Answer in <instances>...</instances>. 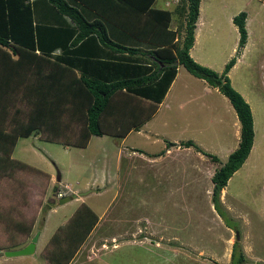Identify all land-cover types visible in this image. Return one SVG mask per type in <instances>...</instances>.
<instances>
[{
  "label": "rangeland",
  "instance_id": "rangeland-1",
  "mask_svg": "<svg viewBox=\"0 0 264 264\" xmlns=\"http://www.w3.org/2000/svg\"><path fill=\"white\" fill-rule=\"evenodd\" d=\"M169 2V7L178 3ZM201 4L207 14H212L214 22L208 45L200 54H207L205 57L215 70L203 66L215 72L226 52L222 40L226 39L228 46L234 38L233 33L226 32L227 17L240 11L250 16L247 50L230 73L229 81L250 107L254 133L251 147L254 146L251 157L245 159L219 192L223 216L213 208L210 177L225 160L224 149L237 144L230 125L232 115L223 113L229 104L216 92L212 94L213 110L201 105V99L178 109L177 100L184 93L188 96L200 90V83L196 82L199 80L181 66L180 75L171 83L162 104L165 108L159 107L156 116H164V124L155 120L157 123L149 125L155 132L177 139L178 147L173 149L180 148L179 151L163 164L162 159L148 161L146 151H162L164 146L158 141L165 145L167 138L142 131L126 136L122 148L127 150L125 153H129V146L136 148L135 157L122 160L119 174L114 172L118 145L109 134L90 136L85 147L68 148L32 134L17 139L11 158L38 169L46 177L29 167L0 177V211H10L8 218L23 223L32 218L30 233L33 228L40 232L39 245L45 239L49 241L58 227H64L82 204L100 216L70 264H231L232 244L236 240L244 257L240 264H264V3L201 0ZM83 13L87 18L89 12ZM236 49L237 45L229 58ZM239 54L240 51L235 60ZM237 125L239 132L238 122ZM186 140L220 160L212 161L193 147H179ZM93 173L100 184L85 187ZM100 176L107 184L105 191L99 190ZM64 183L70 185L72 194L65 196L71 199L58 203L57 194L68 190L62 186ZM78 192H87L81 196V202ZM131 230L135 231L133 237L128 236ZM4 235L0 234V245H4ZM33 253L12 257L0 254V264H42L41 254Z\"/></svg>",
  "mask_w": 264,
  "mask_h": 264
},
{
  "label": "trees",
  "instance_id": "trees-1",
  "mask_svg": "<svg viewBox=\"0 0 264 264\" xmlns=\"http://www.w3.org/2000/svg\"><path fill=\"white\" fill-rule=\"evenodd\" d=\"M177 1L167 10L152 7L154 0H0V177L26 167L39 171L11 158L19 137L32 134L76 147H85L90 136L123 137L155 111L181 65L222 94L239 122L236 148L210 177L213 208L223 216L219 192L246 159L254 135L250 107L227 76L246 40L245 12L231 18L237 49L217 73L188 54L199 0ZM84 11L89 12L87 18ZM112 33L119 40L112 39ZM93 45L102 52L90 53ZM123 52L131 60L115 55ZM140 103L145 105L143 113ZM117 123L122 125L113 127ZM179 146L218 161L190 140ZM10 216V211H0V232L6 234L0 249L19 245L30 235L32 218L23 223ZM96 220L86 205L77 208L44 244V262L67 264ZM230 257L231 264L244 261L237 240Z\"/></svg>",
  "mask_w": 264,
  "mask_h": 264
},
{
  "label": "crops",
  "instance_id": "crops-1",
  "mask_svg": "<svg viewBox=\"0 0 264 264\" xmlns=\"http://www.w3.org/2000/svg\"><path fill=\"white\" fill-rule=\"evenodd\" d=\"M30 1H32V0H30ZM171 2H172V0H170ZM261 2H263L264 3V0H260ZM159 2V1H158ZM157 2V0H154V2H153V4H152V7H154V8H160V9H167V10H172V8L174 7V5H172V3H171V7H169V0H161L160 1V3H158ZM33 6H35V7H37V5H35V4H32ZM38 8V7H37ZM33 14L35 15V14H37V10H35V8H33ZM210 14V15H209ZM209 14H207L206 12H205V10L203 9V6H202V4H201V0H199V5H198V13H197V18H196V20H195V25H194V29H193V42H192V45H191V47L189 48V50H188V54H189V56L194 60V61H196L197 63H199V64H202V65H205V66H208V67H210V68H213L214 66H212L209 62H208V60H209V58L208 57H205L207 54H203V55H201L200 53H201V49H204V48H206V46L208 45V41H209V36H210V34H211V31H212V29H213V22H214V18H213V16H212V14L211 13H209ZM234 14H236V12H232L231 14H229V16L227 17V20H228V29L226 28V32H227V34H228V32H230V33H233V42H231V44H229L228 46L226 45V39H223L222 40V44H223V48L222 49H226V52L223 54L224 56H223V58H222V60H221V62H220V64H219V67L217 68V73H220L221 72V67H222V65H224L227 61V59L233 54V52H234V50H235V47H236V45H237V40H238V33H237V30H236V27L232 24V22H231V18L234 16ZM249 19H250V16L248 15V13H245V20H244V28H245V31H246V40H245V43H244V45H243V47L241 48V50H240V54H239V56L236 58V60H235V63L233 64V66H231V68L228 70V72H227V76H228V78H229V80H230V73L233 71V69H234V67H235V65L237 64V62H240L242 59L241 58H244V54H245V51L247 50V41H248V36H250V30H249V27H248V22H249ZM176 24H177V22H176V19H172L171 20V24H170V26H171V28L172 29H174L175 27H176ZM112 32H114L113 30H112ZM121 37V36H120ZM112 39H114V40H119V38H118V36H117V33H112V37H111ZM120 41H122V40H120ZM121 43V42H120ZM129 44H132V42L130 41V42H128ZM139 44V43H138ZM140 46V44L138 45V47ZM145 47H140L139 49H143V50H145L144 49ZM92 50H90V53H93V52H95V53H97V49H99V53L100 52H102L101 51V49H100V47L98 48V47H96V46H94L93 45V47L91 48ZM105 50V54H107L108 53V50L107 49H104ZM88 52H89V49H88V51L86 50V51H84V53H82L83 55H86V54H88ZM109 52L110 53H112V51H110L109 50ZM54 53H56V52H54ZM129 53H126V52H123V53H121V54H118V53H115V55H121V57H125V59H130L131 60V57L128 55ZM102 55V54H101ZM100 54L99 55H97L99 58H102V57H104L105 58V56L104 55H102L101 56ZM111 57V56H110ZM212 57H214L213 55H212ZM226 61V62H225ZM225 62V63H224ZM179 67H181V65H177V67H176V73H175V76H174V78H173V80L171 81V83L173 82H175V80H176V78H178L179 77V75H180V73H178L179 72ZM223 68V67H222ZM184 69V68H183ZM214 69V68H213ZM185 70V69H184ZM215 70V69H214ZM183 77H186V78H189V77H187V75H183ZM193 78L194 79H196V80H199V81H196V82H199L200 83V90H198L197 91V93H189V95L188 96H185V93L183 94V98H180V99H178L177 100V108L178 109H183L184 108V106H186L187 104H189L190 102H194V101H196V100H199V99H201L202 101H201V105H204V106H208L209 107V109H212L213 110V108H214V104H213V102H212V97H213V93H216V92H218L215 88H213V87H210L205 81H203L202 79H199V78H196V77H194L193 76ZM171 83H170V85H171ZM170 85H169V87H170ZM169 87L167 88V90H166V92H165V94H164V96L162 97V99H161V101L156 105V109H155V111L149 116V117H147L145 120H143V121H141V122H139L138 124H137V126H135V128H132L131 130H129L128 132H127V134H125L123 137H121V138H115V137H112V138H114L115 139V141H114V144L115 145H118V148H117V151L118 152H116L117 154H116V158H115V167H114V172H115V174H119L120 173V168H121V163H122V160L124 159L125 161H131L135 156H134V153H133V151L136 149V148H134L133 146H129L128 147V150H129V153H125V151H127L126 149H124V148H122V146L124 145V143H125V140H126V136H128L130 133H132V132H135V133H139L140 131H142V132H145V133H150V134H152V135H154V136H160L161 138H167V141H168V145L167 144H162V142L161 141H158L161 145H163L164 147H163V150L162 151H159V152H157V153H155V152H149V151H146V155H147V157H146V159L148 160V161H152V160H159V159H162L161 161H160V164H163V161L164 160H166V159H172V155L175 153V152H177V150L179 151V149L180 148H178V149H173V148H177L178 147V142H177V139L176 138H171V137H169V136H166L165 134H162L161 132H155L151 127H149V125L151 124V126L152 125H154L155 124V122L156 121H159V123H161V124H164V123H162L163 121V118H164V116H162V117H160V118H157L156 116L159 114V107H162L163 109L165 108L164 107V105L162 106V104H164L165 103V100L167 99V96H168V89H169ZM192 91H194V90H192ZM177 96V95H176ZM223 96V95H222ZM224 97V96H223ZM244 97V100H246V98H245V96H243ZM225 98V97H224ZM205 99H209L208 101H205ZM226 99V98H225ZM225 99H223V100H225ZM226 101L228 102V100L226 99ZM139 104V103H138ZM141 105H139V106H141L140 107V109L142 110V113H143V111H144V107H143V103H140ZM228 104L229 105H226V107H225V111L223 112V113H225V114H227V115H232L231 117H232V119H231V126H233V137H234V139H236V141L238 142V138H239V132H238V125H237V122H238V120H237V118H236V115H235V112H234V110H233V108L232 107H229V106H231L230 105V103L228 102ZM145 106V105H144ZM146 108L148 109V104H146ZM226 108H227V110H226ZM231 108H232V110H233V113H232V111H231ZM156 120V121H155ZM155 121V122H154ZM211 120H209V122H210ZM151 122H153V123H151ZM217 122L218 123H221V120L218 118L217 119ZM157 123V122H156ZM239 123V122H238ZM122 124L121 123H117V124H115L113 127H115V128H119L120 126H121ZM145 136H146V134H145ZM89 139H90V137H89ZM148 139L146 138V141H147ZM156 140V139H155ZM192 140V139H191ZM89 141V140H88ZM145 141V142H146ZM144 142V143H145ZM88 143V142H87ZM172 143H174V144H172ZM199 146V145H198ZM236 146H237V144L236 145H233V146H231V147H226L225 149H224V154H226V156L232 151V150H234L235 148H236ZM254 146V145H253ZM253 146L250 148V151H249V153H248V155H247V157H246V160H248L250 157H251V154H252V152H253ZM64 147H67V145H64ZM180 147V146H179ZM182 147V146H181ZM68 148V147H67ZM192 148V147H191ZM172 149V150H171ZM202 149V148H201ZM123 152L125 153V156L123 157ZM146 155H144V154H142V156H146ZM167 155H170V157L171 158H166V156ZM218 159V158H217ZM225 159H226V157H225ZM218 160H220V159H218ZM225 160H223V162H224ZM245 161V160H244ZM222 163V162H221ZM244 163V162H243ZM243 163L241 164V165H243ZM246 163V162H245ZM125 165V164H124ZM132 166V165H131ZM241 167V166H240ZM126 169L127 168H129V166H126L125 167ZM162 168H164V167H162ZM239 169V168H238ZM132 170V169H131ZM101 172H102V170H101ZM95 173V172H94ZM94 173H93V177L89 180V181H87L86 183H85V187H89V188H91V186L92 185H94V183H98V184H100L99 182H97V178H96V175H94ZM197 173H199L198 171L196 172V174ZM58 177H59V175H57L56 176V178H57V180H58ZM100 179H99V181H101V189H99V190H101V191H105L106 190V188H107V184H106V182H105V179L103 178V177H99ZM114 178H117V176H114ZM112 180V179H111ZM211 183V182H210ZM115 184L116 185H118V182H115ZM62 186H64V187H66L68 190H66L65 192H63V195H71L72 194V190H71V188H70V185L68 184V183H64ZM96 189H98V187H95ZM211 189H212V187H211ZM224 190V187L222 188V191ZM89 191H92V189H90ZM117 190H115L114 192H116ZM88 192V191H87ZM87 192H78L77 193V195L79 196V201L81 202L82 201V197L81 196H83V195H87ZM63 197H65V196H63ZM71 199V198H70ZM88 208H90V207H88ZM49 211H51L52 210V207L50 208V209H48ZM54 210V209H53ZM90 210L91 211H93L91 208H90ZM97 217V220H99V217L100 216H96ZM97 220H96V222L95 223H97ZM64 220H61V222H63ZM95 226V225H94ZM93 226V227H94ZM93 229V228H92ZM91 229V230H92ZM143 229H144V227H143ZM90 230V231H91ZM35 232H37L34 228H33V230H32V232L30 233V235H29V237L27 238V240L25 241V242H22V243H20L19 245H15L16 247H14V248H1L0 249V254H2V251H4V250H10V249H16V248H19V247H22L23 245H25L28 241H29V239H30V237L35 233ZM130 232V231H129ZM38 233V236H37V240H36V242H35V249H34V253L33 254H39L40 252H41V250H42V248L44 247V244L46 243L45 241H47V239H45V241L44 242H42V243H40V245L38 244V239H39V235H40V232L38 231L37 232ZM134 233H135V231H133V230H131V232L129 233V235L128 236H130V237H133L134 236ZM90 234V232L88 233V235ZM87 235V236H88ZM87 236H86V238H87ZM48 238V237H47ZM86 238H85V240H86ZM84 240V241H85ZM84 241H83V243H84ZM82 245V244H81ZM81 245L79 246V248H78V250L76 251V253L81 249ZM38 247V248H37ZM38 252V253H37ZM75 253V254H76ZM74 254V255H75ZM73 255V256H74ZM73 257H72V259L70 260V262H72L73 261ZM70 262H69V264H70ZM44 263V259H43V262H42V264ZM27 264H32V263H27Z\"/></svg>",
  "mask_w": 264,
  "mask_h": 264
},
{
  "label": "water",
  "instance_id": "water-1",
  "mask_svg": "<svg viewBox=\"0 0 264 264\" xmlns=\"http://www.w3.org/2000/svg\"><path fill=\"white\" fill-rule=\"evenodd\" d=\"M70 199L69 196L61 197L58 199V203L66 202ZM38 233L35 232L29 239V241L23 245L22 247L11 249V250H4L2 251L3 256L5 257H12V256H25L30 255L34 252L35 249V242L37 240Z\"/></svg>",
  "mask_w": 264,
  "mask_h": 264
},
{
  "label": "clouds",
  "instance_id": "clouds-1",
  "mask_svg": "<svg viewBox=\"0 0 264 264\" xmlns=\"http://www.w3.org/2000/svg\"><path fill=\"white\" fill-rule=\"evenodd\" d=\"M61 194H62L61 196H59V197H58V196H56V198H58V199H59V198H61V197L65 196V195H63V193H61Z\"/></svg>",
  "mask_w": 264,
  "mask_h": 264
},
{
  "label": "built area",
  "instance_id": "built-area-1",
  "mask_svg": "<svg viewBox=\"0 0 264 264\" xmlns=\"http://www.w3.org/2000/svg\"><path fill=\"white\" fill-rule=\"evenodd\" d=\"M57 196L59 197V196H61V194H60V193H58V194H57Z\"/></svg>",
  "mask_w": 264,
  "mask_h": 264
}]
</instances>
